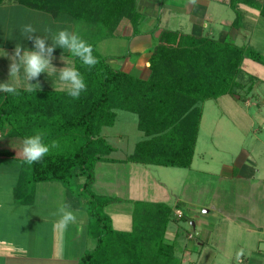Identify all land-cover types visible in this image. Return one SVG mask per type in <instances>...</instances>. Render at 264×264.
<instances>
[{"label": "trees", "instance_id": "obj_1", "mask_svg": "<svg viewBox=\"0 0 264 264\" xmlns=\"http://www.w3.org/2000/svg\"><path fill=\"white\" fill-rule=\"evenodd\" d=\"M17 1L52 17L68 14L85 25L95 21L98 38L111 34L124 18L133 36L142 31L136 0ZM240 5L264 18V0H229L235 14L232 29L242 26ZM228 37L161 30L147 58L146 78L113 68L110 59L96 52L95 42H88L99 60L94 67L88 68L71 54L73 67L87 84L78 99L66 90L0 94V159L21 163L13 190L16 202L29 205L36 183L59 182L72 205L87 213V235L94 246L77 264H181L173 243L166 239L172 208L163 202L132 201L131 229L116 230L104 209L118 198L91 191L93 170L100 161H118L109 158L114 148L101 135L103 128L113 124L116 110L136 114L143 134L133 152L119 162L190 168L202 104L225 95H250L257 78L245 73L243 64L249 60L264 66L260 51ZM37 132L44 134L45 143H57L39 162L28 164L18 153L21 150L1 144L3 139L15 140L22 147L23 139ZM81 177L85 181L79 183Z\"/></svg>", "mask_w": 264, "mask_h": 264}, {"label": "rangeland", "instance_id": "obj_2", "mask_svg": "<svg viewBox=\"0 0 264 264\" xmlns=\"http://www.w3.org/2000/svg\"><path fill=\"white\" fill-rule=\"evenodd\" d=\"M137 11L140 16L144 15L142 19L147 17L141 27L148 25L158 35L159 31L168 28L165 22H161L160 17L163 21L161 14L154 18V15H149L144 8L143 13L139 8ZM38 12L33 11L32 14L35 16L38 14L40 20ZM214 13L210 15L212 23L206 22L208 28H203L202 36L222 39V34L229 35L237 44H250L264 55V18L258 15L259 13L256 14L247 9L240 29L230 27L235 14L227 2L221 4L218 12ZM13 15L16 14L13 13ZM13 15L8 9H0L1 23L9 29L20 27L21 24V20L15 19ZM60 17L63 24L69 20L72 22L73 27H69L72 32H76L87 42H95L96 52L100 56L114 59L110 61L112 67L115 69L119 67L118 57L126 54V46L130 42L129 39L118 37L120 33H123L119 31V28L124 20L127 21L125 24H128V19H122L108 36L98 38L95 21L85 25L83 21L75 20L68 14H61L54 18ZM175 17L173 26L188 29L186 22L191 16L180 13ZM41 29L39 28V31L44 34L46 28L41 27ZM48 29L50 30V27ZM56 60L60 58L57 57ZM243 70L257 78L250 95L246 97L225 95L207 100L202 104L203 114L190 168L127 163L114 167L110 165L108 171L97 174V168L104 163L99 165L96 163L90 189L96 195L118 198V201L104 209L116 230L131 229L132 201L157 202L156 199H164L166 202L163 203L169 204L172 208L166 239L177 234L176 256L181 260V264H247V262L264 264V256L259 257L254 254L257 250L264 248L262 245L264 244V66L246 60ZM6 76L9 78L7 72ZM51 76L48 77L51 78ZM58 76L59 73L54 75L53 82L49 79L40 82L44 84L52 82L51 85H56L60 83ZM18 85L24 86L22 78L18 81ZM115 112L113 124L103 128L101 135L114 148L109 158L120 159L133 152L135 144L143 139V134L138 129L136 114L123 110ZM16 142L9 143V147L16 148ZM246 172L251 175H245ZM0 175V202L6 205L11 200L12 194L10 189L6 188L10 178L6 180L5 176ZM84 181V177L79 179V183ZM53 184H60L57 185L59 190L62 188L60 186H63L59 182H41L33 186L35 192L33 196L35 195L36 199L49 201L46 205L34 208L40 209V212L36 210L37 215L43 216L45 220L48 219L49 240L38 238L34 235L35 231L29 227L25 213L21 210L28 208L30 212V207L22 206L18 213L5 211L2 214L3 217L0 216V264H3L2 260L6 257L16 258L14 264H61L62 249L57 245L53 246L54 238L51 234L59 230L56 227V219L60 218L57 214V206L62 205V194ZM129 185H133L134 192L130 191ZM115 190L119 191L115 192ZM74 191L78 193L79 190ZM63 198L65 199L64 195ZM81 198L84 199L83 196ZM176 206L182 212L175 210ZM227 215L229 219L226 218ZM192 221L195 224L194 229L190 224ZM82 222L80 218L76 223L68 226L70 239H59L62 244H65L64 250L69 249L68 243H72L74 241L72 238L77 235V229L75 228L74 234L73 226L82 228ZM84 229L87 230V227ZM65 231L60 232L65 233ZM198 232L201 236L209 237L208 246L204 250L196 245ZM189 235L194 236L195 240L188 239ZM83 240L80 239V243ZM191 241H194L193 247L199 250L195 247L189 248ZM258 242H260L259 249H255ZM83 250L79 245L75 250V256L78 251V260L84 254ZM45 256L48 257V261L44 260ZM42 259L43 263H41Z\"/></svg>", "mask_w": 264, "mask_h": 264}, {"label": "crops", "instance_id": "obj_3", "mask_svg": "<svg viewBox=\"0 0 264 264\" xmlns=\"http://www.w3.org/2000/svg\"><path fill=\"white\" fill-rule=\"evenodd\" d=\"M260 1H262V0H260ZM226 2L229 5V0H196L195 4L190 3V0H137V8H139L141 13H143V8L146 9L147 12L149 13V15H154V18H155V16L158 17L161 14V16H163V21H162V17H160L161 22H165V26H167L169 28V29L165 28L162 30L180 31L183 33H185L184 31H186V32L189 31L186 34H194V35L202 36V33L204 32L203 28L204 29L208 28L206 26V24H207L206 22H208L210 24L212 23L210 15H214L215 14L214 12L217 13L219 10V6L221 4H226ZM2 8L10 10L12 15H13V13L16 14V15H13V17H15V19L21 20L20 27H15V29L7 28V26L2 24L1 20H0V83H4L8 79H9V83H11L12 82L11 77L8 78L6 76V72L9 73L8 70H9L10 61L6 56H2L4 54L3 51L6 52L9 56H11L13 54L14 48H15L17 43H20L23 46V48H25L27 50H34L33 42L27 38L21 37L20 29L23 25H26V24L33 25V27H35L37 31H36V33H33L32 35L33 36H36V35L47 36L49 38V41H47V43L50 45L51 44V38L53 35L58 33V31H60L61 29L62 30L67 29L69 31H72V29H69V27H71V26L73 27V24L70 20L67 21L66 24H63V22H61V21H63V20H61V17L60 18H54L50 14H48L44 11L26 7V6L18 3L17 0H4L0 4V9H2ZM239 8L244 12V19H245V13H246L247 9L258 14V11L256 12V10H253V9H251L245 5H240ZM33 11H39L38 13L40 14V20H39L38 14H36V16L34 14H32ZM160 11H161V13H160ZM180 13H184V14L191 16V18L188 20V22H186V24H188V29H185V28L182 29L181 26H180V28H178V26L177 27L173 26L174 20H176L175 15L180 14ZM143 16L144 15L142 14L141 19H140L141 25H142V22L144 21V19L145 18L147 19L146 16L144 19H142ZM22 20H23V23H22ZM52 21H53V23H51ZM125 23H127V21H125V20L121 22L119 31L120 32L123 31V33H120V35L118 37L120 39H123V38L129 39L130 42L127 43L126 54L119 56V57H123V58L118 59L120 65H119V67H117V69L124 71V72H127V73H132L133 75L140 77V78H146L149 74V70L147 67V58L153 49V44L155 42V39L158 37L157 36L158 33L154 32V29L152 30V28L147 25L148 27L147 26L141 27L142 31L140 34L133 36L132 35V27H131L130 23L129 22H128V24H125ZM170 25L172 27H170ZM2 26L6 27V28L2 29L1 28ZM41 27L46 28L44 34H41L42 32L39 31V28L41 29ZM48 27H50V30L48 29ZM41 30H44V29H41ZM159 33H160V31H159ZM223 33H225V31ZM222 35L224 38L225 35L224 34H222ZM129 40H127V42ZM57 57H59L61 61L56 60ZM112 60H114V59H112ZM112 60H109V63ZM52 65L55 68H57L58 71L60 68H62L64 66L73 67V60L71 58V53H69L66 49H60L57 47L53 51ZM58 73L59 72L52 74L51 78L48 77V75L46 73H41L37 80H33V81H29V82L34 83V84L39 83L41 85V90L65 91L61 88L60 83H58L56 85H51L53 80H54V75H56ZM46 79H49L52 82L49 84H44V83L40 82L41 80H46ZM17 90H25V87L23 85H18ZM1 93H3V91H0V94ZM202 114H203V112H202ZM199 128H200V125H199ZM12 141L15 142V140H11V141L9 140L8 141V140L3 139L1 144L6 145L4 147H6L7 149L12 148V146H10V147L8 146L9 143H11ZM14 149L21 150V147H16ZM18 153H20V151ZM194 153H195V151H194ZM126 156L127 155H125L124 157H126ZM124 157H121L120 159H115L118 161H107V160L105 161L104 160V161L98 162L97 163L98 165L100 163H104V164L97 168V174H102L105 171H108L110 169L109 168L110 165L112 167H114L115 165H118V164H122V165L127 164L124 162H119L120 160L124 159ZM105 165H107V166H105ZM20 167H21L20 161H15V160L14 161L13 160L7 161V160L0 159V174L5 176V179L10 178V183L7 182L8 185H6V188L10 189V191L12 192L11 197H10L11 200L8 201L9 202L8 204H6V205H9L8 207L6 205L1 204V202H0V216L3 217L2 214H4L5 211H6V213L7 212L18 213V212H20V208L22 206L30 207V212H28V208L26 210H24V209L21 210L23 213H25L26 221L29 224V227L31 228L32 231H35L34 235H36L38 238L48 241L49 240L48 232H49V228H50V226L47 225L48 219L45 220L46 218H43V216L37 215L36 210L40 212V209L35 210L34 208H39L42 205H46V202L49 203V201L43 200V199H36L35 195L33 196V200L29 205H22V204H19L15 201V197L13 195L14 194L13 190H14L15 184H16L17 179H18V173H19ZM244 174L247 176L251 175L248 172H246ZM53 185H55L56 190L62 194L61 195L62 205L63 204L70 205V209L77 215V219L81 218V220H83L82 228L73 226L74 227V234L76 233L75 228L77 229V235L76 236L74 235L75 237L72 238L74 240L72 243H68V247H69L68 250H64L65 244H62L59 241V239L64 240V238H66V240L70 239V235H69L68 230H66L65 233L60 232L61 230H58L57 232H54V234H51L54 238V240H52L53 246L55 247L57 245L59 248L62 249L61 251L63 253L62 254L63 259L60 260L61 264H77L79 262V260L77 259L78 258V251H76V254H77L76 256H75L74 252L77 249L78 245L81 247V249L82 248L84 249L83 250L84 252L91 250L94 246V241L88 235H84V234H87V230H85L84 228L87 227L88 216H87V213L84 209L75 208L72 205V203L70 202V199H68V194H67L66 188L64 186H60L62 188H61V190H59V186H57V185H60V184H53ZM114 185L118 186L117 183H114ZM132 186L133 185H129V189H130V191L133 190V192H134V189H132L133 188ZM53 190H55V189H53ZM118 191L119 190H115V192H118ZM63 195L65 196V199L63 198ZM156 200H158L157 202H160V201L166 202V200H164V199H156ZM167 205H169V204H167ZM57 207L59 208V206H57ZM32 210H34V212ZM175 210H179L180 212H182L177 207L175 208ZM81 212H82V214H81ZM196 218H197V216H196ZM226 218L229 219L228 215ZM56 221H58V219H56ZM190 224L192 225V227L194 229L195 224L193 223V221ZM202 226H205V225H202ZM84 231H86V232H84ZM196 236L198 237L197 240H195L194 236L191 237V235H189L187 238L190 240H195L197 247H200L201 250L202 249L204 250V248H206L208 246L209 237L207 235L201 236L200 232H198L196 234ZM50 238H52V237H50ZM80 239H82V240L84 239L82 241V243H80L81 242ZM167 239L173 243L175 254H176L177 234L175 236L171 235V237H168ZM191 242L192 243L189 244V248L192 249L195 246L193 247L194 241H191ZM58 244L61 246H59ZM262 245L264 246V244H262ZM259 246H260V242H258L256 244L255 249L256 248L259 249ZM196 249L199 250V248H196ZM54 253H55V251L53 250V255H54ZM263 253H264V248L262 250H260V249L257 250V252L254 254L258 255L259 257H262V256H264ZM43 258H44V260L47 259V261H48L47 256H45ZM15 260H17V259L14 257H6V259L2 260V263L3 264H14V263H16V262H14ZM29 260L33 261L32 259H29ZM11 261H13V262H11ZM43 262L44 261L42 259L41 263H43ZM250 263L251 262H247V264H250Z\"/></svg>", "mask_w": 264, "mask_h": 264}, {"label": "clouds", "instance_id": "obj_4", "mask_svg": "<svg viewBox=\"0 0 264 264\" xmlns=\"http://www.w3.org/2000/svg\"><path fill=\"white\" fill-rule=\"evenodd\" d=\"M190 3L195 4L196 0H190ZM36 28L31 24L23 25L20 29L21 37L27 38L33 42L34 50H27L23 48L20 43H17L13 54L9 56L3 50V55L9 61V79L0 83V91L17 95L18 81L23 78L25 90L28 92L41 90L39 83H30L29 81L37 80L41 73H46L48 76L57 72V68L52 65L53 51L57 47L66 49L74 57L79 58L83 65L88 68L94 67L99 60L93 55V46L84 40L76 32L67 29L60 30L52 36L51 44L47 41V36L36 35ZM58 80L63 90L73 98L78 99L81 93L87 89V84L81 72L75 67H62L59 69ZM57 143L53 141L51 144L44 142V134L37 132L34 135L27 136L22 141L20 155L28 164L41 161L50 149L56 148ZM59 220L56 223L57 229L61 231L67 230L70 224L77 222V215L70 209V205L63 204L58 208ZM242 255V253H240Z\"/></svg>", "mask_w": 264, "mask_h": 264}]
</instances>
